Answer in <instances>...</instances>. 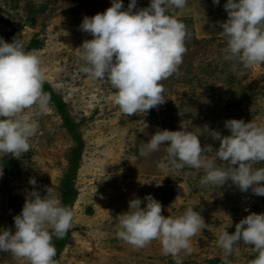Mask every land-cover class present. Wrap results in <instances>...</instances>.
Returning <instances> with one entry per match:
<instances>
[{
    "label": "rangeland",
    "instance_id": "374dc122",
    "mask_svg": "<svg viewBox=\"0 0 264 264\" xmlns=\"http://www.w3.org/2000/svg\"><path fill=\"white\" fill-rule=\"evenodd\" d=\"M129 2L123 0V7ZM225 3L186 0L182 9L169 8V14L185 24L187 35L181 64L160 82L165 102L146 112L121 115L110 83L79 71L83 63L79 47L92 38L79 29L82 18L103 13L111 0H0V37L22 38L25 48L33 40L39 42L29 51L40 57L43 82L66 104L83 142L73 180L77 197L72 226L60 264H176V259L181 264H224L223 250L217 246L221 232H234L235 224L250 212L264 213V196L251 189L241 192L230 180L219 187L201 185L203 169L186 166L178 174L159 168L157 163L167 155L163 147L148 157L139 155L157 130H179L182 124L197 135L198 128L208 125L222 136L229 134L224 128L228 119L264 126V64L249 68L225 60L219 27L227 20ZM148 4L149 0H137L136 8ZM35 112L25 110L37 123L29 151L20 157L0 153V227L11 231L13 216L21 212L33 188L41 197L51 188L60 200L61 181L75 147L53 103L48 101L46 110ZM199 140L202 147L212 145L213 151L219 147V141L207 134ZM253 167H264V162ZM30 178L36 185L29 184ZM147 194L161 203L165 217L179 216L187 207L200 212L207 226L190 238L191 252L181 250L174 258L162 252L159 239L137 248L115 235L116 217L128 210L133 198H140L143 207ZM251 247L242 241L235 245L229 264H248L255 256ZM0 264L27 262L0 252Z\"/></svg>",
    "mask_w": 264,
    "mask_h": 264
},
{
    "label": "clouds",
    "instance_id": "9594fccd",
    "mask_svg": "<svg viewBox=\"0 0 264 264\" xmlns=\"http://www.w3.org/2000/svg\"><path fill=\"white\" fill-rule=\"evenodd\" d=\"M219 2L212 0L213 5ZM136 4L137 0H130L124 8L123 0H111L103 13L84 16L79 25L92 36L79 47L83 61L79 71L110 83L121 115L163 104L160 82L177 70L186 51V26L169 14L170 7L182 9L186 0H149L143 8ZM223 8L227 20L219 27L225 60L249 68L264 64V0H226ZM43 79L40 57L25 49L22 38L8 43L0 37V153L20 157L29 151L37 123L25 110L35 108L36 115L46 110L49 97L43 92ZM224 128L228 135L208 125L198 128L200 135L183 124L179 130H157L143 143L139 155L148 157L163 147L167 155L157 163L159 168L178 174L186 166L203 169L201 185L219 187L230 180L241 192L251 189L254 195L264 196V167H253L264 162V126L253 120L228 119ZM204 134L219 141L215 151L210 144L201 146L199 137ZM217 161L230 167L218 166ZM36 183L35 178L29 179V184ZM46 192L43 197L35 188L28 193L21 212L13 216L14 231L0 227V252L23 258L27 264H60L53 236L65 237L74 213L51 194V188ZM143 202V207L138 197L128 202V210L116 217L115 235L137 248L159 239L162 252L174 258L181 250L191 252L190 238L207 226L200 212L187 207L179 216L165 217L161 203L151 194ZM241 241L255 252L248 264H264V213L250 212L235 224L234 232H221L217 246L223 250L224 264H229L228 257ZM176 264H181L179 259Z\"/></svg>",
    "mask_w": 264,
    "mask_h": 264
},
{
    "label": "trees",
    "instance_id": "16d2710c",
    "mask_svg": "<svg viewBox=\"0 0 264 264\" xmlns=\"http://www.w3.org/2000/svg\"><path fill=\"white\" fill-rule=\"evenodd\" d=\"M12 40H13V36L9 35V37L5 40V42L11 43ZM38 46H39V42L37 40H33L25 49L29 51L31 49L37 48ZM42 89L43 92L48 94L49 102L54 104L55 109L62 120L63 127L66 129L67 133L75 143V147L71 152L69 172L65 175V177L61 181V193H60L61 203L69 206L72 209L73 203L75 202L77 197V192L74 189L73 180L75 178L76 172L79 167V161L83 151V142L81 140L80 134L77 131L78 125L71 119L69 113L67 112L66 104L56 94L53 93L52 89L49 87L48 84L43 82ZM69 234L70 231L68 230V233L63 238L57 239L55 236H53V243L57 250L56 259L59 258L60 253L64 249Z\"/></svg>",
    "mask_w": 264,
    "mask_h": 264
}]
</instances>
